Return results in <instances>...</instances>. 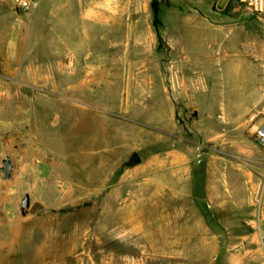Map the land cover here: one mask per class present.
Returning a JSON list of instances; mask_svg holds the SVG:
<instances>
[{
    "label": "rangeland",
    "instance_id": "374dc122",
    "mask_svg": "<svg viewBox=\"0 0 264 264\" xmlns=\"http://www.w3.org/2000/svg\"><path fill=\"white\" fill-rule=\"evenodd\" d=\"M79 1L44 0L35 13H27L0 0V166L8 156L14 163L11 179L3 180L0 172V264H229L228 253L233 264L258 261L253 232L245 238L196 226V215L208 207L195 202L193 192L148 199L155 189L147 179H121L125 167L136 162L133 156L146 159L147 145L159 140L139 126L153 123L146 113H133L137 128L86 109L105 106L98 103L102 98L89 96L98 93L93 84L85 91L87 103L69 101L68 84L86 73L68 79L51 71L52 21L76 15ZM230 2L219 0L220 13L255 15L247 6L234 11ZM225 41L222 33L219 43ZM195 45L206 46L188 41V52H195ZM175 106L178 116L188 118L175 120L181 132L171 126L176 135L171 146L179 135L195 140L193 110L177 101ZM107 107L118 111L120 104ZM260 157L259 145L251 159L244 158L259 189L264 160L260 168L254 165ZM27 195L31 205L23 215ZM250 197L244 189L240 200L249 207L247 218L255 211Z\"/></svg>",
    "mask_w": 264,
    "mask_h": 264
},
{
    "label": "crops",
    "instance_id": "0c3cea01",
    "mask_svg": "<svg viewBox=\"0 0 264 264\" xmlns=\"http://www.w3.org/2000/svg\"><path fill=\"white\" fill-rule=\"evenodd\" d=\"M78 3L81 10L76 15L52 21L51 71L58 78L60 72L66 73L68 79L86 73L79 82L68 84L69 101L87 103L85 91L93 84L98 93L88 92L89 96L102 98L98 103L105 106L86 109L135 126L138 116L133 113H146L153 123L139 126L159 140L147 145L151 152L146 159L140 157L125 167L121 179H147L155 189L148 199L193 192L195 202L208 207L195 214L196 226L240 232L245 238L247 231L253 232L261 258L252 264H264L255 231L258 179L244 162L254 156L259 146L256 131L264 122V16L220 13L219 0ZM227 4L234 11L245 6L235 0ZM222 33L228 41L219 43ZM188 41H204L206 46L195 45L196 51L188 52ZM176 101L194 112L195 140L179 135L178 144L171 146L169 140L176 136L171 126L181 132L175 120L188 118L186 113L178 116ZM107 103L120 108L112 111ZM256 159L259 166L254 167L260 168L264 157ZM200 180L203 197L196 192ZM244 189L251 195L250 209L255 208L248 218L249 207L240 200ZM226 260L233 264L235 259L228 253Z\"/></svg>",
    "mask_w": 264,
    "mask_h": 264
},
{
    "label": "built area",
    "instance_id": "2783aa9c",
    "mask_svg": "<svg viewBox=\"0 0 264 264\" xmlns=\"http://www.w3.org/2000/svg\"><path fill=\"white\" fill-rule=\"evenodd\" d=\"M11 4L27 13H34L44 0H8ZM240 4L247 6L257 17L264 16V0H235ZM256 140L258 144L264 148V122H262L256 131ZM263 185L258 190L255 205H256V217H255V231L258 236V241L261 248L264 251V179H262Z\"/></svg>",
    "mask_w": 264,
    "mask_h": 264
},
{
    "label": "water",
    "instance_id": "95a60500",
    "mask_svg": "<svg viewBox=\"0 0 264 264\" xmlns=\"http://www.w3.org/2000/svg\"><path fill=\"white\" fill-rule=\"evenodd\" d=\"M133 160L136 162L140 161V158L138 154L134 155ZM0 172L2 174L3 180H9L12 178L14 174V163L10 156H8L6 159L3 160V165L0 166ZM31 205V198L29 195H27L21 204V211L23 215H26L28 213V210Z\"/></svg>",
    "mask_w": 264,
    "mask_h": 264
},
{
    "label": "trees",
    "instance_id": "16d2710c",
    "mask_svg": "<svg viewBox=\"0 0 264 264\" xmlns=\"http://www.w3.org/2000/svg\"><path fill=\"white\" fill-rule=\"evenodd\" d=\"M157 9V8H156ZM159 16L156 17V25L159 26ZM157 27V26H156ZM203 178V171L199 170V173H198V179H202ZM196 192L198 193V195H201L203 197V184L200 180V182L197 183V186H196ZM204 203V202H203ZM205 205V204H204Z\"/></svg>",
    "mask_w": 264,
    "mask_h": 264
}]
</instances>
